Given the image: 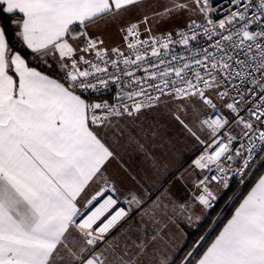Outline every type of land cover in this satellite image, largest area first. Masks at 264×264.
<instances>
[{
  "label": "snow or ice",
  "instance_id": "1",
  "mask_svg": "<svg viewBox=\"0 0 264 264\" xmlns=\"http://www.w3.org/2000/svg\"><path fill=\"white\" fill-rule=\"evenodd\" d=\"M143 4L0 0L21 44L44 63L51 56L63 73L58 80L30 66L0 26V264H175L168 224L178 214L191 221L194 207L211 208L215 186L229 189L235 177L245 184L264 161V0H229L218 21L213 0H169L152 19L188 11L200 20L159 35L145 27L141 38L144 16L121 29L126 50L109 52L90 35L102 18L115 21ZM202 38L208 43L195 49ZM110 86L115 103L87 98ZM165 97L203 147L193 161L191 203L161 195L145 207L146 185L123 191L108 175L118 153L107 133L127 135L147 157L117 118L134 120ZM180 264H264V175L218 235L210 243L201 236Z\"/></svg>",
  "mask_w": 264,
  "mask_h": 264
},
{
  "label": "rangeland",
  "instance_id": "2",
  "mask_svg": "<svg viewBox=\"0 0 264 264\" xmlns=\"http://www.w3.org/2000/svg\"><path fill=\"white\" fill-rule=\"evenodd\" d=\"M169 4V0H144V4L139 9H132L125 13L121 18L115 20V24L119 26L118 31H120L121 36V28L128 23L135 22L143 19L144 16H148L150 18L149 27L152 28V33L159 34L171 31L176 28H180L186 26L190 19H199V15H195L191 12L184 11L174 13L170 18L161 20L159 18L152 19V14L155 12H161L164 10L165 5ZM116 34H112L111 37H107L104 41L103 46L109 48L116 42ZM115 40V41H114ZM117 43H114L116 45ZM119 45V44H118ZM113 46V47H117ZM111 47L110 49H112ZM175 102L170 101L168 98H164L161 103L156 105L151 109H146L143 111L138 117L134 120L128 117L117 118L122 126L126 127L128 131H131L132 134L136 137V140L139 142H143L146 140L147 148H154V156L164 153L166 158H168L170 170H177L180 168L182 172L179 177L173 179L172 185L180 182L185 184H191L195 179V173L192 172L193 161L199 157V148L201 145L195 143L193 138H191L185 130L179 125V123L174 118L175 113ZM206 111L202 109V112ZM186 119H191V112L186 117ZM143 129V131H141ZM124 137V136H123ZM127 137V135H125ZM125 139V138H124ZM135 142V141H133ZM260 165V164H259ZM258 169V167H257ZM256 169V170H257ZM253 172L252 175L256 172ZM251 175V177H252ZM250 177V178H251ZM183 179V180H182ZM231 185V184H230ZM233 185L237 187H242L243 185H238V182H234ZM190 187V186H189ZM192 188V187H191ZM226 191H222L221 189H215V193L218 196V201L222 194ZM189 193V191H188ZM190 197V195H189ZM234 195L230 198L228 197L226 201L223 202V208H226L231 204ZM191 199V198H190ZM180 202H185V198H181ZM123 203V202H122ZM191 203L190 201H186L185 204ZM124 205V204H123ZM200 207H194L192 210L195 212L193 216L195 219H200V221L207 215L209 210L201 209V213L199 209ZM192 214V213H191ZM180 215L178 214L174 219ZM192 216V217H193ZM136 219V218H135ZM146 219V218H145ZM185 220L184 218H182ZM140 220V219H139ZM138 220V222H139ZM200 221H196L193 219L189 223L187 228L194 229ZM152 227L151 224L148 225ZM184 244V243H183ZM177 253V252H176ZM175 253V255H176ZM174 255V256H175ZM173 256V257H174ZM172 257V258H173Z\"/></svg>",
  "mask_w": 264,
  "mask_h": 264
},
{
  "label": "crops",
  "instance_id": "3",
  "mask_svg": "<svg viewBox=\"0 0 264 264\" xmlns=\"http://www.w3.org/2000/svg\"><path fill=\"white\" fill-rule=\"evenodd\" d=\"M118 28L119 26L115 24V21L111 20V18L108 19L102 18L100 21L97 22L96 25L90 27L89 33L90 35L101 38L103 40H106L107 37H111L113 33L114 34L117 33V37L115 39L116 42L114 43H117L116 45H118L121 39V36H119L120 31H118ZM114 43L111 47L116 46L114 45ZM46 60L48 63L53 64L54 66H56V68H58L59 71H61L59 64L51 56H48ZM42 72L46 75H49L51 78L58 80L60 79V77L48 74L44 71ZM107 139L108 142L115 149L116 153H118V156L115 159L111 160V162L107 166L108 175L112 178V180L116 182V184L123 191L132 189L133 191L139 190L141 192H144L145 188L143 186L146 185L147 189L150 190V198L148 199V203L145 205V207L150 205L152 201H154L157 197L161 195H166L170 199L177 202H180L181 201L180 199L184 197L185 200L187 198L186 201L191 202L188 191L193 186V182L195 179L192 181L191 184H185L184 182L180 184V182H178L172 185L173 179L179 177L180 173L182 172V169L180 170V168H178L177 170L174 171L170 170V166H169L170 164L168 162V158H166L164 153L159 154L156 158V156H154L153 154L155 151L154 148L149 147L147 148L149 155L146 157L143 152L137 149L136 142L129 141L128 137L125 136L114 138L111 131L107 133ZM144 141L146 142V140ZM144 141L142 143H145ZM147 146L148 145L146 143V147ZM260 175H264V167L257 175V177L251 182L250 186L245 191V193L243 194V196L238 201L235 207L239 206V202L247 194L250 188L254 186V183L256 182V180ZM215 189L217 188L215 187ZM121 201L124 204L123 206L127 207V205L124 203L123 197H121ZM235 207L232 213L230 214V216L228 217V219L231 218V215L233 214ZM200 208L202 209V207ZM201 209L200 211H198L199 213L202 212ZM191 213L193 216V213L195 212L192 210ZM182 218H184L185 220H183ZM133 219L138 222V220L140 219V215L134 214ZM193 219L196 222V221H200L201 218L195 219V216H193L192 220ZM227 220L222 224L216 235H218L219 231L222 230L224 224L227 223ZM190 222L191 221L187 219L186 215H180L177 218V220L174 219L173 222H170L168 224L166 230V239L170 243L171 257L175 255V253L185 242L187 232L192 230L191 228L189 229L187 228ZM215 236L211 240H213Z\"/></svg>",
  "mask_w": 264,
  "mask_h": 264
},
{
  "label": "trees",
  "instance_id": "4",
  "mask_svg": "<svg viewBox=\"0 0 264 264\" xmlns=\"http://www.w3.org/2000/svg\"><path fill=\"white\" fill-rule=\"evenodd\" d=\"M13 19H15V17L0 13V26L6 29L13 49L19 51L26 58V60H28L30 66L35 67L48 74L60 77V71L58 70V68H56V66L48 62L44 63L40 59L34 58L31 54V50L27 49L26 46H23L21 42L16 38V28L12 23ZM263 167L264 161H261L254 175H252V177L244 184V186L237 187L236 185H233L234 182L231 183V187L222 194L220 200L217 201L215 206L208 211L207 215L198 223V225L194 229L187 232L184 244L179 248L176 255L173 257L175 264H180L185 253L201 236H205L208 243L211 241L222 224L228 219L238 201L241 199L245 191L250 186L251 182L257 177ZM233 195L234 197L231 204L226 208H223V202L226 201L228 197L231 198Z\"/></svg>",
  "mask_w": 264,
  "mask_h": 264
},
{
  "label": "built area",
  "instance_id": "5",
  "mask_svg": "<svg viewBox=\"0 0 264 264\" xmlns=\"http://www.w3.org/2000/svg\"><path fill=\"white\" fill-rule=\"evenodd\" d=\"M213 3H214V5L216 6V9L218 10V11L214 14V19L218 21V20L221 18V16L227 14V9H228L229 6H230V4H229V0H213ZM200 18H201V17H200ZM200 18L197 19V20H200ZM141 20H142V19H141ZM135 22H136V21H135ZM128 24H129V23H128ZM128 24H125L122 28L127 27ZM145 27H149V25H144V24H141V25H140V31H141V33H142L141 38H146V37L149 35L147 32L144 31ZM185 27H186V26H183V27H180V28H176V29H181V28H185ZM122 28H121V29H122ZM176 29H173V30L168 31V32H173V31L176 30ZM165 33H166V32H165ZM152 34H153V35H159V34H161V33H159V34H154V33H152ZM91 36H92V35H91ZM92 37H93V38H98V37H95V36H92ZM122 37H123V32L121 31V39H120L119 45H118L117 47H120L122 50H126V45H125V43H124ZM207 43H208V42H207L206 38H202V39H200L199 41L194 42L193 47H194L195 49H199L200 47L205 46ZM103 47H104V46H103ZM105 48H106V47H105ZM107 49H108L109 52H110L111 49H110V48H107ZM177 51H182V49H179V48H178ZM62 76H63V73L60 71V79H61ZM116 94H117V88H116L115 86H110V87L107 88V89H100L99 91H96V92H93V93H89V94H87V98H88L90 101H92V102L107 101L109 104H113V103L116 102V101H115ZM165 98H167V97H165ZM214 102L219 103L218 100H216V101H214ZM206 112H207L208 114H210V113H211V110H210V109H207ZM202 147H203V146H200V148H199V155L201 154V149H202ZM237 163H238V161H237ZM259 163H260V161H258L256 164H254V166L252 167L251 172H250V175L248 176L246 182L250 179V177H251V175L253 174V172L257 169ZM238 180H239V177L232 178V179L230 180V184H231L232 182H238ZM215 187L221 189L222 191H226V190H228V189H223V188L220 187V186H215ZM192 194H193V187H192L191 189H189V195H190V198H191V199H192ZM215 194H216V193H215ZM216 195H217V194H216ZM217 201H218V196H217V200H216L215 202H213V206H212L211 208H207L206 210H210V209H212V208L215 206V204H216ZM120 206L125 207V206H123L122 201H121V205H120Z\"/></svg>",
  "mask_w": 264,
  "mask_h": 264
},
{
  "label": "bare ground",
  "instance_id": "6",
  "mask_svg": "<svg viewBox=\"0 0 264 264\" xmlns=\"http://www.w3.org/2000/svg\"><path fill=\"white\" fill-rule=\"evenodd\" d=\"M261 162V161H260ZM260 164V163H259ZM259 166V165H258Z\"/></svg>",
  "mask_w": 264,
  "mask_h": 264
}]
</instances>
